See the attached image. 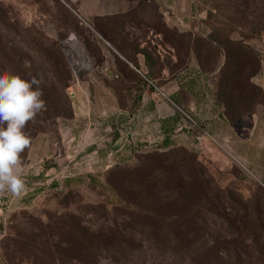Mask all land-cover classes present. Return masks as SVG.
Masks as SVG:
<instances>
[{
    "label": "rangeland",
    "instance_id": "rangeland-1",
    "mask_svg": "<svg viewBox=\"0 0 264 264\" xmlns=\"http://www.w3.org/2000/svg\"><path fill=\"white\" fill-rule=\"evenodd\" d=\"M123 33L155 73L200 66L237 132L224 120L200 144L161 147L155 128L111 146ZM4 72L39 74L46 110L25 128L26 191L0 194V264H264V0H0ZM202 94H184L201 105L176 108L179 130L207 116Z\"/></svg>",
    "mask_w": 264,
    "mask_h": 264
},
{
    "label": "crops",
    "instance_id": "crops-1",
    "mask_svg": "<svg viewBox=\"0 0 264 264\" xmlns=\"http://www.w3.org/2000/svg\"><path fill=\"white\" fill-rule=\"evenodd\" d=\"M144 48V47H141ZM147 55L139 53L136 56V63L139 69L134 63L130 62L114 45L110 43V90L114 92L116 98L111 101L110 114L111 116H119L118 122H112L110 124V142L116 137L121 141L126 138L130 144H133L134 148H138L140 145L139 138L146 137V130H152L160 128L159 132L163 136L164 131L162 127L164 123L170 124V128L173 129V141L180 135H188L187 130L183 131V127L179 130L180 121L179 112L176 109L187 107L193 112L194 108L200 107L201 103L197 100L191 102L189 99H185L184 94L190 97H197L200 92H203V97L207 100V116L198 125L201 132L205 133L207 137L216 139L213 134H218L222 137L219 126L224 123H228L232 126L235 132H237V123H232L228 120L227 114L223 106L216 103L213 98L209 86L211 85L210 77L205 76L204 72L200 70L199 66L195 69H190V72L185 75H179L178 73H172L168 68L163 69L162 72H154L148 65ZM148 74H153L154 79L148 78ZM138 77L142 78L148 84L144 88L145 95L137 109L134 122L130 120V101L124 103L123 106L118 98V92L121 90L124 93H128L129 87L133 86L132 92H134V85L137 84ZM148 81L154 82L152 86ZM128 91V92H127ZM127 101V100H125ZM197 101V102H196ZM74 119L75 123L79 121V117ZM224 120L226 122H224ZM203 125V126H202ZM97 125L91 124L90 131H94ZM143 131V132H142ZM119 132L120 134L116 133ZM188 133V134H187ZM116 134V135H115ZM131 135V136H130ZM136 135V137H134ZM203 134L202 138L206 136ZM150 138H155V133L148 135ZM192 136V135H191ZM160 138V137H159ZM200 141H201V139ZM223 138V137H222ZM161 139V138H160ZM202 143V142H201ZM101 150V149H99ZM112 152L110 153V155Z\"/></svg>",
    "mask_w": 264,
    "mask_h": 264
},
{
    "label": "clouds",
    "instance_id": "clouds-1",
    "mask_svg": "<svg viewBox=\"0 0 264 264\" xmlns=\"http://www.w3.org/2000/svg\"><path fill=\"white\" fill-rule=\"evenodd\" d=\"M23 67L31 69L30 61ZM25 80L9 72L0 73V194L8 192L19 197L26 191L25 181L19 175L21 154L32 143L25 131L28 123L46 110V101L39 74Z\"/></svg>",
    "mask_w": 264,
    "mask_h": 264
},
{
    "label": "trees",
    "instance_id": "trees-1",
    "mask_svg": "<svg viewBox=\"0 0 264 264\" xmlns=\"http://www.w3.org/2000/svg\"><path fill=\"white\" fill-rule=\"evenodd\" d=\"M98 18H100V17H98ZM123 35H124V33L121 35L118 34L117 36H115V35L112 36L110 38V43L112 45H114L130 62L134 63L135 66L139 69V67L137 66V63H136V56L139 53H144V54L148 55V51L144 48H141V45H139V43L137 41H135L134 39H131L130 37H124ZM103 38L105 39V37H103ZM199 68H200V70H202L200 66H199ZM202 72H204V71L202 70ZM148 78L153 80L154 79L153 74L152 75L148 74ZM210 80H211V85L209 86V89H210L211 94H212L213 98L215 99L216 103L224 107L225 112L227 114V118L230 122H232V123L238 122L239 121L238 118L234 119V120L230 119L228 105L226 102V93L223 91V89H221L220 87H218L215 84V82L212 78H210ZM152 83L154 84V82H152ZM147 84L148 83L146 81H144L142 78L138 77L137 84L134 85V88H135L134 92L131 91V90H133V86L128 88V90H130V91L129 92L127 91L128 92L127 94L121 90L119 91V92H121V95L118 92V98H119L122 106L124 103H127L128 101L131 102L130 103V112H131L130 120H132V124L134 122L137 109L139 108L140 103L143 100V97L145 95L144 88L148 86ZM125 100H127V101H125ZM131 118H134V119H131ZM182 119H184V115L181 112H179V120L178 121H181ZM169 125L170 124H167V123H164L162 125V127L165 129V131H164V140L162 141L161 147H164V148L174 147V142H173V129L174 128L171 129ZM184 130H185V128H183V131ZM186 132H188L190 135L193 136V140H195V142L197 144H200L199 137L203 136V133L201 132L200 127H195L193 129V131H191V129H189ZM116 133L120 134L119 132H116ZM116 138L111 142V146L119 143V141H118L119 139H116ZM116 147H117V145H116ZM111 152L113 153V150L110 149V153Z\"/></svg>",
    "mask_w": 264,
    "mask_h": 264
},
{
    "label": "built area",
    "instance_id": "built-area-1",
    "mask_svg": "<svg viewBox=\"0 0 264 264\" xmlns=\"http://www.w3.org/2000/svg\"><path fill=\"white\" fill-rule=\"evenodd\" d=\"M152 86H154L155 87V85L151 82V81H148ZM178 108V107H177ZM180 109V108H179ZM181 110V109H180ZM181 112L187 117V118H189V119H191L190 118V116L186 113V112H183L182 110H181Z\"/></svg>",
    "mask_w": 264,
    "mask_h": 264
}]
</instances>
